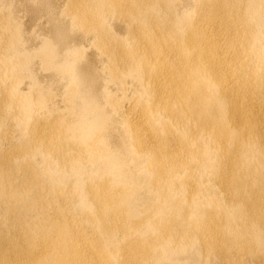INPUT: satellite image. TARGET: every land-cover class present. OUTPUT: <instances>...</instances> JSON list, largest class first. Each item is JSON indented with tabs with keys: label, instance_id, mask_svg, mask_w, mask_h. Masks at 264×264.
Listing matches in <instances>:
<instances>
[{
	"label": "bare ground",
	"instance_id": "obj_1",
	"mask_svg": "<svg viewBox=\"0 0 264 264\" xmlns=\"http://www.w3.org/2000/svg\"><path fill=\"white\" fill-rule=\"evenodd\" d=\"M69 3L101 66L0 0V264H264V0Z\"/></svg>",
	"mask_w": 264,
	"mask_h": 264
},
{
	"label": "rangeland",
	"instance_id": "obj_2",
	"mask_svg": "<svg viewBox=\"0 0 264 264\" xmlns=\"http://www.w3.org/2000/svg\"><path fill=\"white\" fill-rule=\"evenodd\" d=\"M14 1V8H16V11L18 12L17 14H18V17L19 18H21V19H19V20H21L22 22L21 23H24L25 24V26H23V29H24V27H26L25 28V30L26 31H28V32H31L32 31V29L34 30V32H37V31H39L40 29H43V32H45L46 34H51V35H49L50 37H52L53 38V41L54 42H56V44L57 45H59L60 47H57V45H56V47H57V49H59L60 51L59 52H62L63 51V48H64V45H63V43L62 42H60V41H58V39L54 36V33H53V31H52V21H51V16H50V14L51 15H55V17L57 18V20L61 23L62 22V25L63 26H65L66 27V29H67V37H68V43H70V44H72V45H75V37H78L80 40L78 41L79 43L82 41L83 43V45H84V47L83 48H87L86 50L85 49H83V50H85L83 53H85V56H86V52H87V58H85V57H83V61H82V63L84 64L86 61H87V59L89 58V59H91V61L93 60V61H95L96 63H97V65H99V66H101L102 64L99 62V59H98V57H97V51H96V49H95V47H93V46H91V50H89V48L90 47H87V46H89V45H91V43L89 42V40L87 39V38H85V37H83L82 36V34H83V32L81 31V32H79V28H77L76 30H73L74 28H75V23H73V20H72V18L71 17H69V15L70 14H68V12L70 11V0H47V2L49 3L48 5L45 3V5H44V11H43V15H42V17H38L39 19L35 22L33 19H31V14L29 13V8L30 7H37L38 6V4H36V2H30V1H27V0H13ZM51 3V4H50ZM66 3H68V4H66ZM34 4V5H33ZM36 4V5H35ZM68 6V10H67V7ZM64 7H65V10H63L64 9ZM68 12H67V11ZM53 11V12H52ZM61 11H64L63 12V14H61ZM46 12V13H45ZM50 12V13H49ZM67 12V13H66ZM49 14V15H48ZM47 15V16H46ZM63 15V16H62ZM67 15V16H66ZM65 16V17H64ZM27 17V18H26ZM49 17V18H48ZM63 17V18H62ZM66 17H68V19H66ZM49 21V22H48ZM71 21V22H70ZM70 22V23H69ZM37 23H40L39 24V26H36V24ZM71 23H73L72 24V28L70 27L71 26ZM24 24H22V25H24ZM41 32H42V30H41ZM52 32V33H51ZM29 35H31V34H29ZM28 35V36H29ZM55 38V39H54ZM83 39V40H82ZM86 42H88V43H86ZM74 43V44H73ZM81 44V43H80ZM86 46V47H85ZM95 50V51H94ZM58 51V50H57ZM88 56H90V57H88ZM85 59V60H84ZM88 59V60H89ZM37 60V61H36ZM35 61V62H34ZM33 61V69H34V71H35V73H37V74H35V76H37L36 77V80L37 81H39V82H43V83H40L41 85H43V87L44 88H46V90L48 89V91H49V93H51V91L50 90H52V94L54 95V93L56 92V94L55 95H57L56 97H55V95L53 96L52 94H49L47 91H46V95H47V99H46V107H47V105H50L49 107H51V106H53V105H56V107H57V105H58V108L59 107H61V109L63 108V107H65V105H66V103H65V101L67 100V96H65V95H67L66 94V91L64 92V90H66V87H64L65 85V83H66V81H64V79L62 80V79H59V78H56L55 76H56V72H54L53 71V69H51L50 67H46L47 68V70H46V68H44L43 70H41L42 68H41V65L39 66L38 65V58L37 59H35ZM85 61V62H84ZM35 64V65H34ZM35 67V68H34ZM51 69V70H49V69ZM40 70V71H39ZM49 70V71H48ZM37 71V72H36ZM40 72V73H39ZM52 75H53V77H52ZM51 78V79H50ZM53 78V79H52ZM58 79V80H57ZM29 81H30V79H28ZM28 80H26V84H24V86L23 87H26V85H27V83L29 82ZM41 80V81H40ZM51 80V81H50ZM60 80H62V84H61V81ZM60 81V82H59ZM64 81V82H63ZM52 82V83H51ZM53 82H54V84H53ZM56 82H58V83H56ZM115 81H111L110 82V88H112V90H115V91H117L118 89H119V87H118V84H116V82L114 83ZM30 83V82H29ZM44 84H45V86H44ZM62 85H64V86H62ZM54 86V87H53ZM114 86H115V88H114ZM52 87V88H51ZM55 90V91H54ZM64 93H65V95H64ZM117 93L119 94V96L120 95H122V93H120V91L118 90L117 91ZM129 93H131V91L129 90ZM49 95V96H48ZM51 96V98H50V100L48 101V97H50ZM63 96H65V97H63ZM55 98H57V99H55ZM63 98H64V100L65 101H63ZM52 99L53 100H56L57 101V103H53V102H51L52 101ZM128 101V100H127ZM126 100H125V102H124V105H125V108L127 109L128 107H129V102H127ZM130 101V100H129ZM50 104H49V103ZM55 102V101H54ZM67 102V101H66ZM65 103V104H64ZM53 104V105H52Z\"/></svg>",
	"mask_w": 264,
	"mask_h": 264
}]
</instances>
